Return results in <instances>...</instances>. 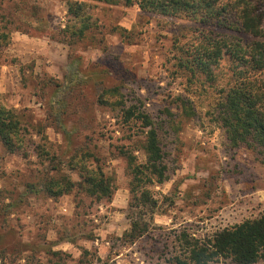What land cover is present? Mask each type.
Instances as JSON below:
<instances>
[{"label": "rangeland", "instance_id": "rangeland-1", "mask_svg": "<svg viewBox=\"0 0 264 264\" xmlns=\"http://www.w3.org/2000/svg\"><path fill=\"white\" fill-rule=\"evenodd\" d=\"M74 1L86 3L97 24L80 41H73L74 21L67 14ZM259 7L264 29V0ZM0 27L7 33L0 44V96L16 111L26 141L13 153L0 144V264H156L149 250L158 254L172 228L187 227L204 236L264 213V164L245 147L231 149L214 119L220 86L193 80L177 61L178 47L201 39L200 31L243 40L251 36L144 12L137 5L94 0H0ZM257 39L264 41V35ZM78 67L87 80L73 93ZM51 83L66 88L57 96ZM98 85L120 87L122 97L115 94L109 101L135 105L151 117L167 165V180L151 186L159 200L154 223L160 228L131 244L118 238L129 228L130 174L117 150H129L144 163V129L123 120L121 105L99 104ZM178 96L193 114L176 108ZM167 108L178 130L166 121ZM62 110L66 135L48 115ZM86 151L113 178L110 200L78 189L57 198L29 190L31 183L39 188L51 165L80 181L71 164L82 158L91 163Z\"/></svg>", "mask_w": 264, "mask_h": 264}, {"label": "trees", "instance_id": "trees-1", "mask_svg": "<svg viewBox=\"0 0 264 264\" xmlns=\"http://www.w3.org/2000/svg\"><path fill=\"white\" fill-rule=\"evenodd\" d=\"M94 1L137 5L144 12L173 16L203 25H214L219 29L242 32L251 36V39L243 40L229 33L200 31L201 39L200 37L189 39L183 46L178 47L181 54L177 61L178 67L188 73L193 80L207 82L213 87L220 86V97L214 107L216 113L214 119L223 129L228 145L231 149L245 147L264 164V41L257 39L264 35V29L259 0ZM86 7V3L82 1L68 3L67 14L70 20L74 21V27L71 28L67 24L65 28L72 29L73 41L86 38L91 28L97 25L91 20V16H88ZM6 38L7 33L3 27H0V44ZM73 41L68 40V42ZM73 72L78 78L70 87L74 93L76 89L82 87L87 77L80 67ZM51 84L56 87L57 96L60 88H66L59 83ZM97 90H99L97 95L99 104L112 107L115 104L121 105L123 120L138 122L144 129L141 145L146 157L144 163L137 162L136 157L129 150L123 148L117 150L118 154L126 158L130 174L129 200L126 208L129 228L118 238L124 243L131 244L149 235L154 229L160 228L154 223L159 200L154 196L151 186L167 180V165L158 138V127L151 117L137 109L135 105L125 107L121 100L117 103L109 101L108 98L115 94L122 97L118 86L98 85ZM173 103L183 114L188 116L193 114L188 101L184 98L178 96ZM62 113L64 110L61 113H48V115L50 124L66 135L69 129L63 123ZM165 116L170 126L178 130L179 122H176L175 114L167 108ZM0 144L8 153L26 146L18 115L13 108L7 107L2 102L1 96ZM83 155L91 157L92 162L86 163V158H82L81 163L71 164L78 170L80 181L61 174L57 170L58 166L51 165L40 181L39 188L36 187L37 184L31 183L28 185L29 190L42 191L50 197L57 198L78 189L91 198L110 200L115 189L113 178L104 173L93 152L86 151ZM169 200L171 204L173 200L170 198ZM167 236L163 249L158 254L154 249L149 250L152 252L150 253L153 255L152 258L156 254V264H218L227 259L235 264H264V213L232 226L220 228L210 235L198 236L187 227H181L170 229Z\"/></svg>", "mask_w": 264, "mask_h": 264}]
</instances>
